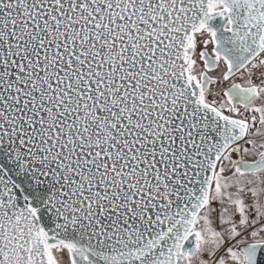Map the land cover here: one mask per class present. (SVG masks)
<instances>
[{"label":"snow or ice","instance_id":"6c2138e0","mask_svg":"<svg viewBox=\"0 0 264 264\" xmlns=\"http://www.w3.org/2000/svg\"><path fill=\"white\" fill-rule=\"evenodd\" d=\"M0 264H264V0H0Z\"/></svg>","mask_w":264,"mask_h":264}]
</instances>
